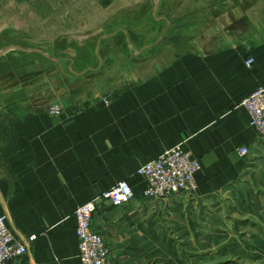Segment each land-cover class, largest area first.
<instances>
[{
	"label": "crops",
	"instance_id": "1",
	"mask_svg": "<svg viewBox=\"0 0 264 264\" xmlns=\"http://www.w3.org/2000/svg\"><path fill=\"white\" fill-rule=\"evenodd\" d=\"M181 1L98 0L101 24L110 21V12H140L150 3V18L109 26L136 44L150 37L148 30L179 34L171 14L180 12ZM39 2L0 0V35L12 29L9 13L34 12ZM158 13L166 17L156 18ZM239 21L227 19L209 43L196 39L191 52L164 54L172 58L121 89L78 83L92 68L77 70L75 60L67 69L64 59L43 51L12 49L43 56H31L37 59L0 78V213L16 240L36 236L27 255L10 264H82L74 212L122 181L131 185L133 201L101 208L93 219L110 264H220V257L234 258V232L220 226L219 201L244 182L251 185L256 173L258 194L249 192L246 199L256 200L259 220L264 204V136L239 105L264 85V18L242 31L235 30ZM108 38L102 36L97 52ZM250 58L251 69L245 64ZM47 89L52 98L40 101ZM52 106L62 113L50 115ZM177 146L200 162L197 192L146 198L147 183L137 170ZM242 147L248 155L240 154ZM229 263L234 261L222 262Z\"/></svg>",
	"mask_w": 264,
	"mask_h": 264
},
{
	"label": "rangeland",
	"instance_id": "2",
	"mask_svg": "<svg viewBox=\"0 0 264 264\" xmlns=\"http://www.w3.org/2000/svg\"><path fill=\"white\" fill-rule=\"evenodd\" d=\"M145 5V10L140 12H110V21L102 27L105 14L99 8L98 0H40L33 9L34 12L27 9L21 14L17 8L8 14L7 23L11 22L12 29L0 35V52L12 46L40 50L54 58L64 59V68L67 69L73 64L72 60H75L79 64L77 70L92 68L87 73L91 76L78 79V83H86L87 87L100 84L107 89H121L134 83L136 79L145 78L150 73V68H156L172 58L163 56L164 54L191 52L195 48L196 39L199 44H202L201 41L209 43L210 37L220 32V27L225 26L227 19L235 17V20H240L236 22L235 30L242 31L244 28L252 29L255 22L264 18V0H184L181 1L180 12L171 14L176 22H172L170 18L179 34L167 29L164 35L159 36L161 30H148L150 37H143V42L136 44L127 40L123 29L109 26L110 22L130 17L150 18L151 4ZM157 17H166V14L158 13ZM229 28L232 29L231 26ZM143 31L147 30L144 28ZM152 31L155 33L153 36ZM173 34L176 40L173 39ZM104 35L109 38L102 39L97 52L98 42ZM136 52H139V56H135ZM1 56L0 78L8 75L14 68L18 69L37 59L31 56L43 55L10 50ZM115 56L120 60L114 59ZM99 58L103 60L101 66ZM45 67L51 69L48 64ZM48 91L49 89L39 94L40 101L48 102L52 98ZM53 108L55 107L49 109ZM258 183L257 174L254 173L251 185L246 186L247 182H244L242 188H234L232 192L223 194V199L219 201L222 214L220 226L233 230L234 237H229V244L235 250L234 258L231 254L228 258L220 257V264L227 260H233L234 264H264V204L262 220H259L256 200L246 199L249 192L250 196L251 192L258 194Z\"/></svg>",
	"mask_w": 264,
	"mask_h": 264
},
{
	"label": "built area",
	"instance_id": "3",
	"mask_svg": "<svg viewBox=\"0 0 264 264\" xmlns=\"http://www.w3.org/2000/svg\"><path fill=\"white\" fill-rule=\"evenodd\" d=\"M245 64L251 69L254 60L250 58ZM239 105L248 115V124L264 136V85L244 97ZM61 113L60 107L50 110L52 116ZM239 152L246 156L249 149L242 147ZM200 170V162L183 147L177 146L140 166L137 175L143 177L147 183L144 192L146 198L165 200L179 194L193 195L198 188L196 174ZM133 199L131 185L128 181H122L75 210L76 235L82 264H110L105 240L94 230V216L101 208H121L130 204ZM35 240L36 236L24 241L16 240L7 227L6 216L0 213V264H10L24 258L28 253L29 244Z\"/></svg>",
	"mask_w": 264,
	"mask_h": 264
},
{
	"label": "water",
	"instance_id": "4",
	"mask_svg": "<svg viewBox=\"0 0 264 264\" xmlns=\"http://www.w3.org/2000/svg\"><path fill=\"white\" fill-rule=\"evenodd\" d=\"M156 5L158 4V0H156V3H155ZM12 49H20L19 47H14V46H12V47H10V48H8V49H6V50H3V51H1L0 52V56L1 55H3V54H5L6 52H8L9 50H12Z\"/></svg>",
	"mask_w": 264,
	"mask_h": 264
}]
</instances>
